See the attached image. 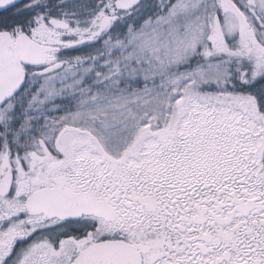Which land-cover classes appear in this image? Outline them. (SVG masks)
<instances>
[{
    "label": "flooded vegetation",
    "instance_id": "1",
    "mask_svg": "<svg viewBox=\"0 0 264 264\" xmlns=\"http://www.w3.org/2000/svg\"><path fill=\"white\" fill-rule=\"evenodd\" d=\"M147 1L121 10L117 0H21L0 11V42H35L52 65L141 23ZM231 1L243 23L230 32L215 13L214 34L264 35V14L250 20ZM260 53L251 55L257 74ZM22 67L23 86L0 107V264H264V106L254 109L249 131L240 117L229 131L219 122L212 136L160 143L153 161L132 167L129 159H106L97 144L86 150L50 143L35 130L19 135L4 109L33 99L30 77L45 66ZM101 242L115 245L87 252Z\"/></svg>",
    "mask_w": 264,
    "mask_h": 264
},
{
    "label": "rangeland",
    "instance_id": "2",
    "mask_svg": "<svg viewBox=\"0 0 264 264\" xmlns=\"http://www.w3.org/2000/svg\"><path fill=\"white\" fill-rule=\"evenodd\" d=\"M233 1L250 12V20L264 14V0ZM78 5L73 1L70 8ZM221 5V0H148L141 23L94 39L82 55L57 57L62 70L32 75L33 99L4 111L13 113L19 135L35 130L50 143L86 150L97 144L106 159H129L132 167L153 161L160 143L186 137L198 143L203 133L212 136L219 122L229 131L240 117L242 131H249L254 109L264 106V70L256 73L251 56L264 52V35H215V13L230 32L239 29ZM72 36L74 41L90 35ZM256 76L260 97L252 88Z\"/></svg>",
    "mask_w": 264,
    "mask_h": 264
},
{
    "label": "water",
    "instance_id": "3",
    "mask_svg": "<svg viewBox=\"0 0 264 264\" xmlns=\"http://www.w3.org/2000/svg\"><path fill=\"white\" fill-rule=\"evenodd\" d=\"M17 1L18 0H0V11ZM138 1L139 0H118V5L120 9L127 10L136 5ZM225 3L226 6L234 12L238 19L239 17L242 19L237 13V10L228 3V1H225ZM40 57L41 54L37 52V46L33 43L30 44L28 49L24 46L18 45L15 50L5 42L0 43V106L19 90L22 81L24 80L21 63L26 65H39L44 63L43 60H40ZM59 68L60 65L56 64L45 68L41 73L50 74ZM18 72L21 73L20 77H17ZM15 81L18 82V85L16 86L14 84Z\"/></svg>",
    "mask_w": 264,
    "mask_h": 264
}]
</instances>
